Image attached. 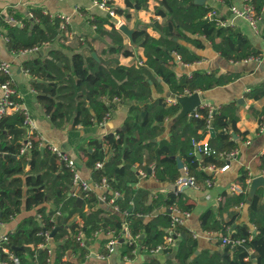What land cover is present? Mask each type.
I'll return each mask as SVG.
<instances>
[{"label": "trees", "instance_id": "obj_1", "mask_svg": "<svg viewBox=\"0 0 264 264\" xmlns=\"http://www.w3.org/2000/svg\"><path fill=\"white\" fill-rule=\"evenodd\" d=\"M246 1L253 6L260 22L263 21L261 36L264 38V0ZM147 2L124 0L125 7L117 6L115 12L128 19L129 9L146 7ZM221 3L225 15H228L231 0H221ZM210 11L214 14L209 16ZM7 12L23 22V26L11 24L0 13V26L7 37L9 50L52 44L62 37L67 26L65 24L62 28L60 17L50 16L39 7L29 10L31 16L12 10ZM83 13L94 26V35L109 38L104 58L97 60L92 56V38L87 40L83 49L73 50L70 55L52 47L44 57L37 55L25 59L22 66L33 77L31 86L39 93L38 100L55 127L62 128L68 123L72 127L99 124L110 111L113 101L132 103L124 129L108 133L101 140H91L89 145L93 149L89 152L82 147L77 154L85 157L84 164L91 170L93 184L99 185L103 178L106 179L108 189L102 192L106 200L117 193L114 205L118 210L107 211L104 205L108 202L101 201L95 185H91L81 204H77V197L72 196L73 172L66 162L58 159L47 146L41 149V140L33 136L30 137L32 146L29 152L20 154L22 138L27 133H12V130L23 126V115L20 112L5 115L0 119V219L10 220L23 205L28 211L36 209L34 214L24 218L6 243L10 252L19 257L20 264H49L51 257L47 247H38L45 241L40 233L51 232L57 226L60 227L48 241V245L51 241L55 243L53 264H71L64 259L68 252L76 259L88 253L86 244L80 245L76 240L79 231L85 233L87 241L93 239L96 230L111 233L120 240L124 238L123 229L126 227L129 235L136 239L127 245L129 256L135 247L157 254L160 251L171 253L173 246L167 243L165 236L171 227L172 212L165 210L191 211L194 206L184 191L151 195L149 189L133 188L131 182L137 180V173L130 166L137 164V168L146 171L147 166L153 164V175L157 180L174 183L182 175L177 166L178 157L188 175L205 191L208 187L206 180L213 177L193 165L197 154L193 153L191 140L202 139L208 124L214 130V136L208 141L217 154H201L205 167L224 164L225 158L220 154L237 147L233 133H238V116L233 103L216 107L211 112L206 106H197V116L184 115L172 123L168 139L152 141L163 131L162 123L180 109L178 102L168 103L164 96L153 97L152 87L161 92L166 84L170 92L183 95L233 81L236 74H217L215 71L176 76L169 64L174 61L175 54L183 63L198 59L185 43L203 48L201 36L228 60L259 56L260 52L254 49L240 28L230 23L222 24L226 21L225 15H217L216 10L205 2L157 0L154 14L163 21L154 19L152 26L159 37L147 32L148 24L139 23L131 39L143 48L145 60H141V64L126 66L119 63L118 57L131 55L132 49L124 42L123 33L116 28L111 17L84 10ZM5 78L0 74V82ZM262 94L252 92L249 95L257 98ZM14 99L20 102L16 94ZM104 145L108 146V151ZM96 162H102V166L95 167ZM24 167H27L26 172H22ZM261 167L264 172V162ZM246 178L247 171L241 168L238 182L243 188L247 185ZM223 195L224 200L217 207L207 206L199 214L201 229L217 233V248L198 249L193 232L176 224L173 232L178 236L177 248H174L173 260H167L166 264H264V188H258L250 199L245 192ZM47 201L50 206H43ZM241 203L247 205L248 221L236 223L239 213L234 206ZM157 210L162 211L155 214ZM57 211L61 214L56 215ZM38 213L41 219L37 217ZM227 235L232 244H222V237ZM0 256L4 258L6 254ZM159 263L158 258H151L142 264Z\"/></svg>", "mask_w": 264, "mask_h": 264}, {"label": "crops", "instance_id": "obj_2", "mask_svg": "<svg viewBox=\"0 0 264 264\" xmlns=\"http://www.w3.org/2000/svg\"><path fill=\"white\" fill-rule=\"evenodd\" d=\"M242 2L243 0H231V5L240 7ZM205 3L216 10L217 15H225V8L222 7L224 6L223 3L214 0H205ZM113 4L115 7H125L124 0H113ZM156 5L157 0H148L146 7L129 9L130 17L128 19L123 15L117 14L116 17H111V21L115 23L116 28L119 29V26L125 25L132 33L139 26V23L148 24L146 28L147 32L151 36L157 38L159 37V33L153 28L152 22L154 19L162 22L163 18L157 17L154 14ZM38 7L42 8L43 12L49 13L50 16L63 15L68 19L67 22L63 21L61 23L62 28H65L64 25L67 24L62 37L52 44L47 43L41 46L36 52L15 55L9 50L3 32L4 30L0 26V60L10 63L11 86L20 100V102L17 101L19 106L29 113L34 122L33 136L35 139H40L42 141L43 146H41V149L45 146L48 147L52 145L71 154L74 159L78 161L77 169L80 176L91 183V185H94L91 179V170L84 164L85 157L81 158L77 155L78 150L84 147L90 152L93 149V147L89 145L91 140H101L108 133H117L119 130L124 129L126 119L129 115V107L132 103L121 100L113 101L108 116L102 124L93 123L89 126L75 125L72 127L68 123L62 128L55 127L49 115L45 112L43 105L38 100L39 93L31 86L33 77L24 70L22 62L27 58H33L37 55L44 57L48 49L52 47L59 48L67 55H70L73 50L83 49L87 40H91L92 38L91 44L94 50L91 54L94 52L97 60L104 58V50L109 44V38L106 36L100 37L94 35V27L87 20L83 10L88 13H96L99 15L104 14V12L93 4V0H0V13L4 14V17L10 15L7 12L9 10L25 16H30L29 10ZM227 11L229 14L225 15L226 20L231 19L229 7H227ZM229 22L240 28V30L247 35L254 49L260 52L259 56L248 57L240 61L228 60L216 52L212 48L210 42L201 36L200 38L204 43L203 48H196L185 43L191 51L198 55V59L193 62L183 63L179 55L175 54L174 61L169 64V67L175 72L176 76H181L182 74L190 75L197 71L206 73L215 71L217 74L234 73L237 75L233 81L225 85L216 86L203 91H195L201 97L198 106H210L212 109H215L224 104L233 103L236 107L238 116L236 128L238 133H233V138L237 141V155L231 160L229 167L225 171L218 169L211 171L203 165L204 157L196 153L197 159L193 162V165L197 168H202L213 177L212 185L208 186L207 189L203 191L198 185L197 187L189 186L178 189L175 182L167 183L157 180L153 175V164L147 166V168H151L150 173L142 168H137V164L132 165L135 168L134 171L137 173V180L131 182L133 188L137 189L143 187L149 189L151 195H154L156 192L165 194L171 190L184 191L187 194L188 201L193 204L194 208L189 211L190 215L185 218L182 225L193 232L198 242V249L214 250L217 248L215 245L217 233L204 232L201 229L199 214L207 206L217 207L224 200L223 194H232L229 191L230 185L238 184L241 186L238 182L241 168L247 171V178L245 180L247 185L244 188V192L248 199L253 196L255 193L254 191H257L258 188H264V185H259L256 188L255 186H251L253 178L257 176L264 177V172L261 167L264 162V132H259V126L264 122V38L261 36L263 21L259 23V31L257 32L250 27L244 18L236 17ZM123 35L124 42L132 49V54L128 56L120 55L118 57L119 63L130 66L136 65L138 60H145L143 48L135 45L128 35L124 33ZM252 92H262L263 94L256 98L249 95ZM152 95L153 97L164 96L166 101L171 99L172 103L178 102L177 97L182 96L170 92L166 84H163V91L161 92H158L152 87ZM181 110L182 107L180 105L179 111L172 118L166 119L162 123L163 131L156 138H152V141L158 142L160 139H168L170 126L175 120L182 117ZM193 110H196V107H194ZM14 112L16 111L9 114ZM187 115L192 116V114ZM204 137L210 138V132L208 136L205 135ZM25 138L26 136L23 135L22 139L25 140ZM104 146L105 151H108V146ZM222 165L224 164H219L216 167H221ZM181 170L182 174H184L183 169ZM26 171L27 167H24L22 172ZM96 188H98L97 191L100 195L106 190L103 187L97 186ZM218 197L222 199L219 201ZM43 206L49 207L50 203L47 201L43 203ZM104 206L107 211H117L114 210L110 204H105ZM246 206L247 205L243 203L239 206H234V210L239 213V218H237L236 223L248 221ZM35 211L36 209L30 211L25 210L23 205L19 213L15 214L10 220L0 223V235H6L14 231L24 218L34 214ZM123 232H127L129 236L128 240L126 238L117 240L114 251L105 258H102L101 255L107 250L106 243L108 239L111 238L112 234H106L100 231L97 235H94L93 232V239L90 238L87 241L86 238L85 244L88 250L86 255L76 259L72 253L68 252L64 259L70 261L71 264H142L151 258H158L160 260L159 264H166L167 260H173L174 250L177 248L178 243V236L175 238L174 235L177 234H173L174 240L167 242L173 246V251L169 254L161 251L157 254L152 251H147L144 248L135 247L129 252L131 254L129 256L126 253L127 245L135 242L136 239L129 235L126 227H124ZM226 237L229 236L227 235ZM130 240L133 241L130 242ZM50 246L52 247V255L49 264H53L55 243L51 241Z\"/></svg>", "mask_w": 264, "mask_h": 264}, {"label": "built area", "instance_id": "obj_3", "mask_svg": "<svg viewBox=\"0 0 264 264\" xmlns=\"http://www.w3.org/2000/svg\"><path fill=\"white\" fill-rule=\"evenodd\" d=\"M214 1L221 2V0H214ZM93 4L95 6H98L104 12V14H107L110 17H116L117 14L115 12V6L113 4V0H93ZM229 10L231 12V19L232 20L236 17L244 18L248 22L250 27L253 30H255V32L259 31V23H260L261 19L255 15L253 6H251V4H249L246 0H243L242 5L240 7H238L236 5H231L229 7ZM211 14H214V11H210L208 15L210 16ZM56 16L60 17L65 22H67V20H68L63 15H56ZM231 19H228L225 22H222V24L230 23L229 21ZM6 21L11 23V24L23 26V22L21 20L15 18L12 15H7ZM230 24H232V23H230ZM5 39L7 41L6 36H5ZM46 44L47 43H44V45H46ZM40 47L41 46H34L32 48H23V49H19V50H11V51L15 55H24L27 53L36 52L38 49H40ZM136 63L141 64V60H138ZM0 74L6 76L5 80L0 82V119L2 117H4L5 115L13 112V111L22 113L23 118H24L22 127L26 128V133H27L26 139L23 141V144L20 148V154H22V153H25L27 150H29L32 146V141H31L30 137L33 136V133H34V122L31 119L29 113L25 109L21 108L19 106V103L14 99L15 90L11 86V82H10V63L9 62L4 61V60H0ZM190 94H192V93L185 92L183 95H190ZM167 102L172 103V100L168 99ZM206 107H208L210 109V112L212 111V108L210 106H206ZM189 114L197 116V113L195 112V110L190 112ZM107 116H108V114L103 118V120L99 124L104 123ZM208 122H210V121L208 120ZM210 130H211V126H210V124H208L207 128H206V135L207 136L209 135ZM259 132H264V122L259 126ZM191 142H192V147H193V153L204 154V155L217 154V152L210 146L209 141H208V137H204L200 140L193 138L191 140ZM41 143H42V141H41ZM48 148L53 153L56 154L58 159L65 161L67 166H69L71 171L73 172L72 196H75L77 198L83 197L86 194V192L91 189V183L84 180L80 176L79 171L77 169L78 161L75 160L71 154L65 152L64 150H62L61 148H59L57 146L51 145V146H48ZM220 155H222L225 158L226 162L224 163V165H222L221 167H216L214 164H209L206 167L208 169H210L211 171L214 169L225 171L229 167V163L231 162V160L237 155V148L231 150L228 153H224V154H220ZM101 166H102V162H96L95 163V167H101ZM182 169L184 171V174H182L175 181L177 188L181 189L183 187H189V186L197 187V184L195 183L194 178L188 175L186 167L183 166ZM212 183H213V181L211 179L206 180L207 186H211ZM94 185L98 186V187H103L106 190L108 189V185L106 183L105 178L102 179L101 184H99V185L94 184ZM79 190H82L81 194L79 193ZM229 191L232 194H239L241 192H244V188L238 184H232L229 186ZM82 194H83V196H82ZM114 195H117V193L115 192ZM114 195L112 197H110L108 200H106L105 195H101L100 199H101V201L106 200L108 202V204H110L114 210H118L117 206L114 205ZM221 199H222L221 197H218L219 201ZM60 214H61L60 211L56 212V215H60ZM189 215H190L189 211H179L177 209L172 210L171 227L167 229V235L165 236V240L167 242H171L173 240V234H175L173 232L174 226L176 224H182L184 222L185 218L188 217ZM37 217L39 219H41V214L38 213ZM1 222H2V220L0 219V223ZM12 232L13 231H11L9 234H6V235H0V255L2 253L6 254V256L4 258H1V256H0V264H20L19 257L17 255L13 254L12 252H10V250L6 246V243L8 242V239H9V235ZM99 232H100V230H96L94 232V235H97ZM40 234H42L45 237V241L43 243L39 244L38 247H40V248H46L47 247V253H48L49 258H50L52 255V247L50 246V244L48 245V241L51 238L50 232L48 230L47 231L45 230V231H42ZM123 237L128 240L129 236H128L127 232H124ZM76 240L79 242L80 245L85 244L86 243L85 233L82 231H79L76 234ZM132 241L133 240H130V242H132ZM236 242L238 243L239 241H236ZM227 243H231V241H230L229 237L225 236L222 238V244H227ZM116 244H117V237L111 236V238L108 239V241L106 243L107 250L105 251V253H103L101 255V257L105 258V257L109 256L114 251Z\"/></svg>", "mask_w": 264, "mask_h": 264}, {"label": "water", "instance_id": "obj_4", "mask_svg": "<svg viewBox=\"0 0 264 264\" xmlns=\"http://www.w3.org/2000/svg\"><path fill=\"white\" fill-rule=\"evenodd\" d=\"M195 3H198V4H204L205 0H194ZM32 19V18H31ZM42 26V25H41ZM119 30L121 32H123L124 34L128 35L131 39L132 37V31L129 30L127 28V26L125 25H121L119 26ZM132 40V39H131ZM92 56L96 59V56H95V53L93 52L92 53ZM175 96V95H174ZM200 96L197 92H194L190 95H182V96H178L177 97V100L179 102V104L181 105L182 107V110H181V114L182 116L184 115H187L189 114L190 112L194 111V107H197L200 103ZM17 132H26V128L24 127H21V128H17V129H13L12 130V133H17ZM210 136L213 137L214 136V130L211 129L210 130ZM177 160V166L178 168L182 169L183 168V163L181 162V160L177 157L176 158ZM133 170H135V168L133 166H130ZM147 171L150 173L151 172V168L148 167L147 168ZM259 185H264V177L263 176H257L255 178L252 179L251 181V186H255V188ZM183 188H186V187H183ZM256 190V189H255ZM255 192V191H254ZM253 192V193H254ZM83 196V194H82ZM83 200V197H78L77 198V203L78 204H81ZM165 211H167L168 213H171V208H167ZM161 210H158L155 212V214H158L160 213ZM105 225V224H103ZM60 226H57L56 228H54L51 232H50V237H53L54 233L57 231V229L59 228ZM174 237L176 238L177 235H174Z\"/></svg>", "mask_w": 264, "mask_h": 264}]
</instances>
